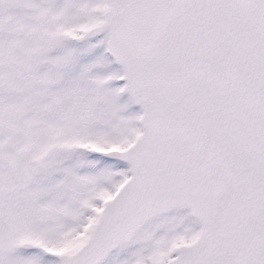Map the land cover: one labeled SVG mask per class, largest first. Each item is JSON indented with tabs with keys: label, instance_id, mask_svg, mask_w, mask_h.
Wrapping results in <instances>:
<instances>
[{
	"label": "snow or ice",
	"instance_id": "obj_1",
	"mask_svg": "<svg viewBox=\"0 0 264 264\" xmlns=\"http://www.w3.org/2000/svg\"><path fill=\"white\" fill-rule=\"evenodd\" d=\"M0 264H264V0H0Z\"/></svg>",
	"mask_w": 264,
	"mask_h": 264
}]
</instances>
